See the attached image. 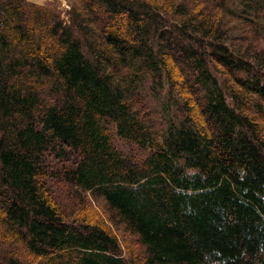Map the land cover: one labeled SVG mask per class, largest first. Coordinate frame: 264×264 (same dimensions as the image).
<instances>
[{
    "label": "trees",
    "instance_id": "obj_1",
    "mask_svg": "<svg viewBox=\"0 0 264 264\" xmlns=\"http://www.w3.org/2000/svg\"><path fill=\"white\" fill-rule=\"evenodd\" d=\"M186 1L82 0L66 24L0 0V264H125L102 222L68 219L55 180L101 197L140 264H264V137L246 110L264 116V76L226 44L234 8ZM165 86L175 111L155 135L136 98Z\"/></svg>",
    "mask_w": 264,
    "mask_h": 264
},
{
    "label": "rangeland",
    "instance_id": "obj_2",
    "mask_svg": "<svg viewBox=\"0 0 264 264\" xmlns=\"http://www.w3.org/2000/svg\"><path fill=\"white\" fill-rule=\"evenodd\" d=\"M29 3H34L39 6H47L52 8L58 13L59 18L68 24L73 15L81 13L83 9L82 0H26ZM178 2L184 1L187 5H191L186 0H176ZM213 2V0H211ZM232 8H234L233 16L227 24V46L230 51H235L240 55H247L248 62L252 65L253 71L264 76V11L261 9L251 8V11L245 12L248 20L244 18L242 9L244 4H254V0H225ZM259 3L264 5V0H258ZM202 9L201 5L197 6ZM262 10V11H260ZM85 13V11L83 10ZM72 23V22H71ZM257 55V60L253 53ZM239 55V54H237ZM212 74L219 81L222 89L224 90L227 102L232 105L229 100L228 91L236 90L232 76L225 69L218 65H212L210 68ZM238 76V75H237ZM166 86L160 95L147 90V87L142 89V93L138 94V103L136 107L140 113V117L145 119L150 125L155 135H159L165 123L172 115L174 107L169 104ZM252 103L257 104L256 98H251ZM234 105V104H233ZM247 114L251 117L257 118V123L261 129L264 137V116L258 113L255 108L247 105ZM109 132L114 146L123 153L132 157H141L139 152L125 140L120 139L109 126ZM50 158V156H49ZM55 159V158H53ZM51 182V181H50ZM50 188L60 204L61 209L65 212L68 219L74 222L82 221L83 219H90L92 221H100L110 230L116 237L120 248V256L125 264H140L141 247L136 242L135 238L125 232L118 224L114 222L112 214L107 208L104 200L101 197L95 196L90 192L84 193L73 187L65 185L61 180L52 181Z\"/></svg>",
    "mask_w": 264,
    "mask_h": 264
}]
</instances>
